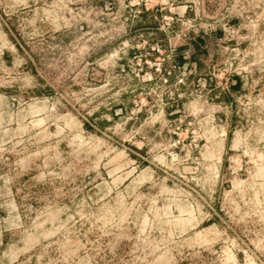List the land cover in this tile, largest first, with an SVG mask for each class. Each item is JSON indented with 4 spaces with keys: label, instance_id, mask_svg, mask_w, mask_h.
Returning <instances> with one entry per match:
<instances>
[{
    "label": "rangeland",
    "instance_id": "1",
    "mask_svg": "<svg viewBox=\"0 0 264 264\" xmlns=\"http://www.w3.org/2000/svg\"><path fill=\"white\" fill-rule=\"evenodd\" d=\"M0 264H264V0H0Z\"/></svg>",
    "mask_w": 264,
    "mask_h": 264
},
{
    "label": "trees",
    "instance_id": "2",
    "mask_svg": "<svg viewBox=\"0 0 264 264\" xmlns=\"http://www.w3.org/2000/svg\"><path fill=\"white\" fill-rule=\"evenodd\" d=\"M179 59H180V62H179V64H182L183 63V59H184V56L183 55H181V57H179ZM241 86V81H240V79L238 78V77H236V76H234L233 77V80L231 81V83L229 84V90L230 91H236L239 87Z\"/></svg>",
    "mask_w": 264,
    "mask_h": 264
}]
</instances>
